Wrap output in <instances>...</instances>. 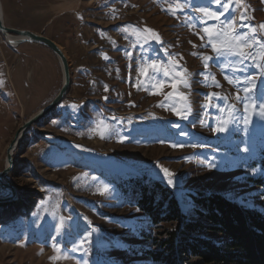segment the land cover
Segmentation results:
<instances>
[{"label": "rangeland", "instance_id": "rangeland-1", "mask_svg": "<svg viewBox=\"0 0 264 264\" xmlns=\"http://www.w3.org/2000/svg\"><path fill=\"white\" fill-rule=\"evenodd\" d=\"M117 1L111 8L117 10L114 15L103 10L102 4L92 1L86 9L82 8L84 16L80 20L89 26L90 32L94 30L91 26H100L92 34L97 43L96 51L100 48L106 52L112 64L103 61L96 53L87 58L78 57L75 64L81 65L85 61L88 67L83 68L87 72L81 73L79 69L82 67H74L70 86L62 101L53 112L40 118L26 131L14 150V166L5 179L15 187L17 195L13 208L0 213V264H83L85 260L87 264H139L142 258L134 255L131 249L144 245L138 238V231L145 227L146 220L132 204L129 194L122 193L118 184L132 177L167 185L157 164L176 174L175 187L167 186L182 202L184 209L191 202L192 194L204 192L220 194L264 211V195L261 194L264 188L255 186L251 180L261 175L264 177L259 164L264 150V119L253 114L247 128L242 119H238L226 132L216 135L199 125L204 93L221 91L231 96L235 91L215 68L212 71L222 88L202 87L195 82L201 77L194 76L191 89L193 113L187 121L156 107L160 97L131 87L136 81L135 65L129 69L130 62L110 45L108 38L113 33L103 29L109 16L117 18L125 12L137 15L161 34L165 46L178 44L171 51L182 53L183 63L193 73H199L203 68L200 60L190 55L193 49L188 41L197 44L200 41L186 27L160 11L161 4L155 0H127L129 5L137 7H125L120 0ZM207 2L196 0V3ZM247 2L255 9L251 13L255 19L251 23L258 25L264 22V5L259 0ZM15 18L24 25L22 17L18 15ZM29 19L31 26L36 20L33 17ZM112 40L122 50L130 44L118 36H113ZM158 48L159 45L150 44L147 55H153V50ZM134 51L135 61L139 63L141 50L137 48ZM200 51L211 54L210 49ZM155 54L161 60L165 59L163 52ZM117 67L120 79L115 78L114 69ZM109 69L113 70L111 76L108 75ZM248 71L254 70L249 68ZM93 80L98 82L96 86L90 85ZM104 84L113 91L105 93ZM261 90H264V83L258 80L257 96ZM105 95L109 96L107 101L103 99ZM130 103L136 106L132 107ZM70 104H78V110L74 112L69 107H61ZM21 106L7 101L6 96L0 97V170L5 166L8 142L18 126L31 116L30 113L22 114ZM209 111L213 117L218 115L215 109ZM243 115L241 105L237 116ZM112 116L119 122L110 119ZM204 119L209 120V117L204 116ZM193 120H197L196 127L192 126ZM98 121H106L111 126V131L103 139L91 131ZM173 123L180 127L173 128ZM209 123L214 126L215 121L209 120ZM181 131L188 135L180 136ZM121 136L125 137L123 143L118 142ZM186 142L202 146L196 149L169 147L173 143ZM244 148L248 151H241ZM199 161L215 163L217 167L209 169ZM100 185L108 186L107 196L94 194ZM8 195L9 192L0 187V197ZM7 205L9 207L11 203ZM53 212L72 218V232L56 240L70 259L50 262L49 257L54 255L51 237L55 235L56 222ZM89 221L97 229L91 236H88L91 232ZM86 236L87 253H72L73 241Z\"/></svg>", "mask_w": 264, "mask_h": 264}, {"label": "snow or ice", "instance_id": "snow-or-ice-1", "mask_svg": "<svg viewBox=\"0 0 264 264\" xmlns=\"http://www.w3.org/2000/svg\"><path fill=\"white\" fill-rule=\"evenodd\" d=\"M125 7H137L136 5H129L127 0H120ZM264 5V0H259ZM155 3L161 4L160 11L164 12L169 17L176 20L179 24L186 27L190 33L195 35L200 41L199 44L189 40L193 51L190 52L192 57L200 60L203 71L193 73L183 63L184 56L179 52H172L171 48L177 45L165 46L161 34L144 25L143 27L135 24L118 25L116 31L126 41L131 43L125 46L123 51L124 58L129 61L128 68L132 69L135 65L136 81L131 84V87L137 91H145L148 95L160 97L156 103V107L163 109L171 115L177 117L179 120L187 121L193 113L192 101V84L193 77L199 75L201 79L195 81L202 87L221 89L222 84L217 79L216 74L212 71L217 69L223 76V79L235 90L231 96L222 94L221 91H209L203 94V102L200 104V109L203 115L198 118L199 125L208 128L214 135L224 133L229 126L236 123L238 119H242L245 128L251 123V115H258L264 119V90H261L260 95H256L257 81L264 83V22L257 24L251 23L255 19L252 12L255 9L247 0H208L207 3H196V0H155ZM107 6V5H105ZM117 10L113 9V12ZM82 19V17H81ZM109 39L110 45L117 51L120 46L115 40ZM155 43L159 48L153 50L154 54L147 55L150 44ZM140 49L139 63L135 61V49ZM131 49V50H130ZM200 49H210L207 51H200ZM163 52L165 59L161 60L155 53ZM100 58L112 64L110 56L102 51L97 50ZM249 68L254 71L249 73ZM81 73H86L85 68H80ZM117 79H120V69H114ZM113 70H108V75H112ZM231 72V75L228 73ZM131 79V74L129 75ZM2 83V82H0ZM90 85L96 86L97 81L89 82ZM166 89H168L166 91ZM105 93L113 91L108 84L103 85ZM119 96V93H117ZM104 100H108L109 96L105 95ZM234 101V102H230ZM219 102V103H217ZM242 105L243 117L237 116V109ZM130 106L136 105L130 103ZM61 107H69L74 112L78 110V104L62 105ZM210 109H215L218 113L213 117L210 115ZM208 116L209 120L215 121L214 126L209 123V120L204 119ZM112 120L119 122L115 116L110 117ZM55 123V121L53 122ZM197 120L192 121V126L196 127ZM173 128H179V124L173 123ZM91 131L97 133L100 138H105V135L111 131V126L106 121H98L96 126ZM180 136L186 137L187 132L181 131ZM125 137H119L120 143L124 142ZM191 147L196 149L197 143H173L169 147L183 148ZM241 151L247 152L244 148ZM188 159L187 157L185 158ZM199 163L206 168H215V163H207L206 161H199ZM160 173L170 187L176 185V174L170 169L157 164ZM78 180L79 178H74ZM96 180L95 177L92 178ZM109 188L107 185H100L96 188L94 194L102 197L107 196ZM41 204V207L43 206ZM191 207V202L186 204V208ZM56 222L54 224L55 235L51 237L53 243L51 248L54 255L49 257V261H60L70 259L66 252L61 248V245L56 242L57 237L68 234L71 235L72 225L71 217L57 215L52 213ZM85 219H87L85 217ZM89 227L92 233L97 229ZM88 242L87 236L78 241H73L70 251L72 253L84 252L87 253L85 244ZM87 264V261H83Z\"/></svg>", "mask_w": 264, "mask_h": 264}, {"label": "trees", "instance_id": "trees-1", "mask_svg": "<svg viewBox=\"0 0 264 264\" xmlns=\"http://www.w3.org/2000/svg\"><path fill=\"white\" fill-rule=\"evenodd\" d=\"M251 180L264 188L262 175ZM118 187L146 220L138 231L144 245L131 249L142 258L139 264H264L263 210L204 192L192 194L191 207L184 209L160 181L128 177ZM9 208L13 201L0 202V213Z\"/></svg>", "mask_w": 264, "mask_h": 264}, {"label": "crops", "instance_id": "crops-1", "mask_svg": "<svg viewBox=\"0 0 264 264\" xmlns=\"http://www.w3.org/2000/svg\"><path fill=\"white\" fill-rule=\"evenodd\" d=\"M72 1L75 0H1L4 25L42 34L60 47L68 61L70 83L74 67H88L84 59L81 65H76L75 60L78 57L87 58L97 53V43L92 38V34L94 35L100 27L93 25L91 29L95 31L90 32L89 26L80 21L84 16L82 8L86 9L94 0H77L75 6L61 8ZM95 2L102 4L103 10L108 11V14L114 15L111 8L118 2L117 0H95ZM18 15L24 19V25L21 24L22 22L19 23L17 18L14 19ZM29 17L36 20L31 26L28 24ZM128 23L151 27L141 21L137 15L125 12L120 13L117 18L109 16L103 29L113 33L112 39L113 36H118L129 44L131 41H126L118 31L114 30L118 25ZM0 36L3 38L1 34ZM123 51L120 48L121 55ZM0 82H2L0 97L6 96L7 101L15 105L21 104L22 114L32 115L56 95L61 86L62 72L57 58L46 46L26 41L12 47L0 38ZM56 111L58 112V109Z\"/></svg>", "mask_w": 264, "mask_h": 264}, {"label": "water", "instance_id": "water-1", "mask_svg": "<svg viewBox=\"0 0 264 264\" xmlns=\"http://www.w3.org/2000/svg\"><path fill=\"white\" fill-rule=\"evenodd\" d=\"M0 34L3 36L4 40L12 47H16L20 43L26 41L39 43L48 47L57 58L62 72L61 86L58 92L56 93V95L48 104L40 108L30 117H28L20 126H18V128L16 129V131L12 136V139L8 142L5 148L6 162L3 169L0 170V187L7 190L9 192V195L5 197H0V202H7V201L15 200L17 195L15 187L5 179V175L9 173L14 166V161H13L14 150L16 149L18 143L21 141L26 131H28V129L40 118L49 114L61 102L70 85V72L68 67V61L63 51L51 39H49L48 37L42 34L35 33L29 30H20L12 27H7L6 25H4L1 0H0Z\"/></svg>", "mask_w": 264, "mask_h": 264}, {"label": "bare ground", "instance_id": "bare-ground-1", "mask_svg": "<svg viewBox=\"0 0 264 264\" xmlns=\"http://www.w3.org/2000/svg\"><path fill=\"white\" fill-rule=\"evenodd\" d=\"M76 3H77V0L72 1V2H67L65 5L61 6V8H63V9L70 8V7L75 6ZM61 5H62V4H61Z\"/></svg>", "mask_w": 264, "mask_h": 264}]
</instances>
